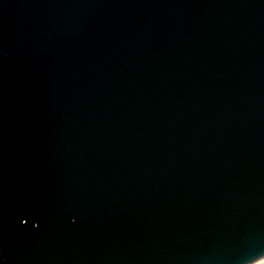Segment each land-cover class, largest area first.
Returning a JSON list of instances; mask_svg holds the SVG:
<instances>
[{
    "label": "water",
    "instance_id": "obj_1",
    "mask_svg": "<svg viewBox=\"0 0 264 264\" xmlns=\"http://www.w3.org/2000/svg\"><path fill=\"white\" fill-rule=\"evenodd\" d=\"M264 256V0H0V264Z\"/></svg>",
    "mask_w": 264,
    "mask_h": 264
},
{
    "label": "built area",
    "instance_id": "obj_2",
    "mask_svg": "<svg viewBox=\"0 0 264 264\" xmlns=\"http://www.w3.org/2000/svg\"><path fill=\"white\" fill-rule=\"evenodd\" d=\"M250 264H264V256L257 259L256 261L250 263Z\"/></svg>",
    "mask_w": 264,
    "mask_h": 264
}]
</instances>
